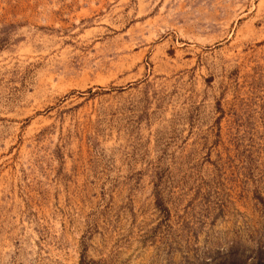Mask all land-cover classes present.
Returning a JSON list of instances; mask_svg holds the SVG:
<instances>
[{
  "label": "rangeland",
  "instance_id": "374dc122",
  "mask_svg": "<svg viewBox=\"0 0 264 264\" xmlns=\"http://www.w3.org/2000/svg\"><path fill=\"white\" fill-rule=\"evenodd\" d=\"M0 264H264V0H0Z\"/></svg>",
  "mask_w": 264,
  "mask_h": 264
}]
</instances>
